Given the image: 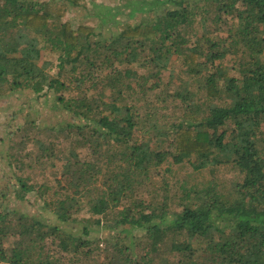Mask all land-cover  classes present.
<instances>
[{
	"label": "trees",
	"instance_id": "trees-1",
	"mask_svg": "<svg viewBox=\"0 0 264 264\" xmlns=\"http://www.w3.org/2000/svg\"><path fill=\"white\" fill-rule=\"evenodd\" d=\"M125 1V21L117 19L121 7L92 3L91 15L118 30L98 37L94 27L74 29L63 20L68 6L87 7L85 0H0V100L21 91L38 105L42 94L64 86L43 50L57 55L59 75L68 65L72 72L82 67L78 90L98 94L58 97L76 124L52 130L72 146L56 152L52 141L39 155L65 189L46 201L58 224L0 210V264L78 259L88 244L74 232L82 222L84 235L95 227L145 233L147 256L168 245L172 260L163 264H264V0ZM199 17L218 27L190 38L186 30ZM177 63L187 80L164 83L162 70ZM132 95L139 102L129 103ZM168 160L212 175L204 186H184L174 211L166 197L140 192L145 185L156 190L160 180L166 187ZM223 166L242 174L233 193L220 191L215 176ZM28 176L17 178L20 200L37 187ZM41 188L50 195V187Z\"/></svg>",
	"mask_w": 264,
	"mask_h": 264
},
{
	"label": "rangeland",
	"instance_id": "rangeland-1",
	"mask_svg": "<svg viewBox=\"0 0 264 264\" xmlns=\"http://www.w3.org/2000/svg\"><path fill=\"white\" fill-rule=\"evenodd\" d=\"M28 1L44 2L50 0ZM55 1L61 2V0ZM193 1L196 2V0ZM93 2L109 7L119 6L121 9H118L120 14L117 19L121 21L127 19L129 10L123 9L126 4L125 0H85L87 7L75 8L68 6L63 20L69 22L74 29L80 25L94 27L97 29L98 37H108L117 32V27L112 24L103 25L99 18L91 15L94 13ZM195 2H193V5H196ZM198 3L202 6L206 4L205 0H201ZM142 16L148 18L149 13L145 15L139 14L131 21H136ZM223 19L226 18L224 17ZM228 22L231 23V20ZM217 27L218 25L214 24L213 20L209 19L206 22H202L199 17L193 26L187 28L186 34L193 38L196 34ZM41 54L42 60L52 61L53 64L49 70L53 77H59L63 81L64 86L52 88L49 92L42 94L38 105L28 104L27 100L29 97L21 91H16L12 96L0 100V210L10 209L11 219L24 214L41 218L52 224H58L56 216L46 207V201L50 196L57 199L59 195L61 196L62 193H65V189L61 191L59 188L56 172L47 158H42L39 155L52 141L56 142V152H62L64 147L72 146V143L65 138H61L60 135L54 134L52 130L59 124L63 126L68 123L76 124L72 115L61 108L58 97L80 98L88 95L98 98V94L94 90H78L76 78L79 77V74L85 72L82 67L78 69V72H72V68L68 65L63 69L62 74L59 75L57 55L44 50ZM135 69L146 75L149 73L148 69L139 65ZM185 73L180 63H177L168 70H162L161 78L164 83L169 81L172 76L177 75L187 80V74ZM137 97L135 95L130 96L129 103L132 100L139 102L136 99ZM165 141L167 146H169L170 138ZM84 153L86 155L83 156L84 158L94 160V157H91V151L85 150ZM119 153H121V150ZM170 161L168 160L163 166L170 170L165 176L167 180L166 187L162 186L163 183L160 180L157 181L160 184L156 190L151 189V185H145L140 188V192L146 198L152 196L157 198V201H161L166 197L170 209H173L171 211H174L180 208L182 199L185 196L184 186H204L210 181L212 175L208 170L196 171L189 163L174 164ZM27 175L30 178L29 182L37 185V187L34 191L26 193L25 198L20 200L17 198L19 191L15 189V186H19L17 178L20 176L25 178ZM215 177L221 184L220 191L222 193H233L235 183L242 178V174L236 167L223 166L217 170ZM44 186L51 188L50 195H43L45 190L41 192V187ZM21 194L24 193L21 192ZM84 217L85 219L93 218L88 213ZM113 217L114 215H111L110 219ZM83 225L84 223L82 222L74 232L76 235H83L87 239L88 244L82 246L78 253V259L74 260L73 256H67L69 259L66 262L64 261L65 264H163V260L168 258L172 260L171 254H167L168 245H162L160 252L156 251L147 256L149 244L145 233H132L131 231L118 233L119 231L95 227L90 235H84L82 233ZM48 243L51 246V253L61 256L62 252L57 250L58 244L53 240H48ZM160 253H163V255ZM129 256L132 257V260L126 262ZM73 260L75 262H72Z\"/></svg>",
	"mask_w": 264,
	"mask_h": 264
}]
</instances>
